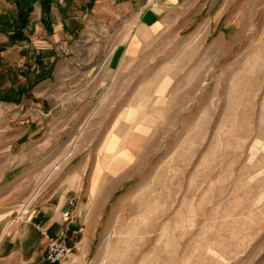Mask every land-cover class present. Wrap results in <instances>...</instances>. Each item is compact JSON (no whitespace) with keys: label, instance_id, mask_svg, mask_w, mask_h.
Instances as JSON below:
<instances>
[{"label":"rangeland","instance_id":"rangeland-1","mask_svg":"<svg viewBox=\"0 0 264 264\" xmlns=\"http://www.w3.org/2000/svg\"><path fill=\"white\" fill-rule=\"evenodd\" d=\"M129 2L53 0L51 34L35 3L29 41L1 54L0 91L18 101L0 102V207L17 201L20 217L53 208L51 187L84 164L88 186L93 153L134 130L142 154L107 180L117 188L108 230L149 221L138 230L155 249L178 247L170 264H264V0H218L132 58L122 51ZM14 10L0 0V15ZM32 49L52 75L19 97Z\"/></svg>","mask_w":264,"mask_h":264},{"label":"crops","instance_id":"crops-1","mask_svg":"<svg viewBox=\"0 0 264 264\" xmlns=\"http://www.w3.org/2000/svg\"><path fill=\"white\" fill-rule=\"evenodd\" d=\"M146 1L147 7L139 12L133 10L137 6L133 0L123 6L124 10H130L129 27L125 29L126 39L122 45L127 58L136 56L154 38L178 35L195 12L196 15L204 10L211 13L218 0ZM133 131L128 130L129 133L121 141H114V146L104 144L93 153L92 163L95 166L87 178L88 186L82 182L88 166L84 164L78 173L66 178V185L63 183L51 187L52 193L44 202L49 204L53 200L57 204L53 208L47 207L48 213L40 211L30 223L15 224L13 220L17 201L3 199L0 207V264H42L47 242L43 233L36 230L32 223H40L52 235L64 225L61 211L68 208L66 202L69 200L74 201V206L70 208L73 222L69 228H81L82 231L78 245L68 256L66 264L86 263L88 260L89 264H146L147 261L148 264H170L171 253L178 252V247L171 242H164L163 246L155 249L154 240L151 242L153 236L140 234L138 230L149 221L131 220L123 223L116 220L114 224H126L128 230L110 231L109 222L103 219L109 197L117 190L116 187H108L107 180L113 171L121 172L122 166L135 162L142 154V137L137 134L133 138L136 133ZM68 193L75 200H66Z\"/></svg>","mask_w":264,"mask_h":264},{"label":"trees","instance_id":"trees-1","mask_svg":"<svg viewBox=\"0 0 264 264\" xmlns=\"http://www.w3.org/2000/svg\"><path fill=\"white\" fill-rule=\"evenodd\" d=\"M13 3L15 10L13 13H6L0 15V33L7 36V41L0 45V62L1 54L8 48H12L17 43L28 42L29 38L26 34V30L30 26V15L34 10V4L38 3L40 5V24L43 29L48 33H52V25L50 22V13L53 0H9ZM91 4V3H90ZM91 6V5H89ZM25 60L30 61V65H35L34 69L31 71L33 75L32 81L28 82L26 88H20L16 91V95L26 96L30 90L41 82L50 79L52 75L53 65L45 64L41 59L40 55L35 53V50H28L22 52L21 54ZM27 63V62H26ZM26 71H22L21 74L25 76ZM14 91L11 89L6 93L0 91V102L16 103L18 99L13 97Z\"/></svg>","mask_w":264,"mask_h":264},{"label":"built area","instance_id":"built-area-1","mask_svg":"<svg viewBox=\"0 0 264 264\" xmlns=\"http://www.w3.org/2000/svg\"><path fill=\"white\" fill-rule=\"evenodd\" d=\"M66 204L68 205V208L61 211V218L64 222V225L52 235L48 234V230L43 229L40 223H32L33 227L36 230L43 233L47 242L46 251L42 257V264H66L68 256L71 255V253L78 245V237L82 229L69 228L73 222L72 212L70 211V208L74 206V201L69 200L66 202ZM36 212L37 210L35 209L32 210L31 215H28L29 211L24 212L21 214L23 215V217H20V215L17 214L14 217L13 222L15 224L30 223L33 217L38 214V212ZM44 212L48 213L49 210H45Z\"/></svg>","mask_w":264,"mask_h":264}]
</instances>
